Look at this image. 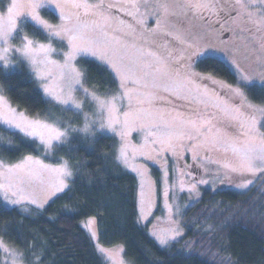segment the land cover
<instances>
[{
	"label": "rangeland",
	"instance_id": "obj_1",
	"mask_svg": "<svg viewBox=\"0 0 264 264\" xmlns=\"http://www.w3.org/2000/svg\"><path fill=\"white\" fill-rule=\"evenodd\" d=\"M87 3L102 4L99 9H91L87 19L100 20L103 31L108 35L110 46L117 51L115 58L123 67L130 70V75L139 81L138 84L129 83L128 85L133 90L131 93L132 106L152 113L162 111L166 114L164 119L168 121H171L178 113L181 114V118L169 126H164L159 119L147 116L146 130L132 131L127 138L128 142L139 148L145 144L147 137L146 146L139 152L129 149L127 166L118 160L122 167L137 179L140 223H148L150 235L160 247L166 248L183 238L185 211L201 198L204 189L217 188L225 184L235 186L240 192H245L252 187L255 178L231 184L229 181L232 174L259 175L264 172L232 171L230 167H225L226 164L233 165L238 161V157L232 152L231 143L233 138L239 137L240 129L221 111L225 101L233 106L241 105V98L234 96L231 92V89L235 88L241 90L247 97L248 103L257 108H264L250 101L244 90V87L248 85H264V80L261 79V73H264V20L261 19L259 5L242 6L237 3V0H87ZM211 8L215 12L220 9L224 10L230 15L228 20L219 23L220 15L214 17L212 11L209 12ZM41 10L40 15L43 19L53 25L60 23V20L56 23L44 18ZM78 11L83 14L84 10L79 9ZM93 12H99L106 17L107 23L101 20L100 15H92ZM207 13L208 16H213L208 21L205 20ZM56 15L59 17L58 12ZM228 30L230 34L225 37ZM169 38L180 42L181 46L184 45L183 49L186 45L189 53H200L199 59L214 56L225 61L236 76L235 83L214 77L215 84L220 87L215 90L206 82L197 81L189 72L185 73L177 69L174 63L185 59V54L172 52L174 45L171 44ZM116 40L120 43L117 44ZM19 44L20 40L13 41L14 46H19ZM54 46L57 48V53L53 54V59L62 60V54L67 50L62 51L55 43ZM80 56L100 61L90 54ZM80 56H77L73 62L78 70L76 61ZM20 62H23L29 69L28 64L18 60L15 54L6 68L15 69ZM0 66L4 67L2 64ZM30 73L35 79L34 74L31 71ZM243 74L252 78L250 83L242 80ZM201 75L205 78L208 76ZM36 82L43 95L54 101L44 93L40 82L37 80ZM119 83L121 84L120 80ZM165 88L168 91H165ZM123 91L124 89L120 87L119 93L113 96L119 97ZM74 95L83 102L84 107L80 112L82 125L72 127L82 128L85 116L95 121L91 135L103 132L115 136L118 140V156L124 141L116 132L100 127L99 114L93 115L97 111L95 103L90 97L84 95L82 89H78ZM149 101L154 102L149 103ZM9 103L17 112L23 113L29 119H38L18 109L10 101ZM128 105L127 97L117 100L121 119L123 112L128 110ZM245 111L249 110L245 109ZM168 113L171 115H167ZM188 120L197 121V126L193 127L188 124ZM202 120H209L211 123L201 127ZM257 120L259 121L256 125L257 132L259 135H264V117L257 113ZM152 123L158 124L159 127H152ZM148 131L155 135L149 136ZM181 132L184 135L177 140L176 135ZM169 134L173 137L171 148L167 146V143H153L154 140L167 139ZM240 138L243 139V137ZM35 140L40 143L38 139ZM58 144L61 143L53 142V147L49 149L40 143L45 154H50ZM31 157L51 167L60 166V163L47 162L41 156L32 155ZM22 161L15 163L0 161L4 166L0 168V172L4 173L0 175V199L6 207H15L24 213H31L33 209L43 210L68 188L52 194V185L57 182L56 176L49 172H42L38 168L37 175H28L19 170H14L12 173L6 172L7 168ZM191 167L195 171L190 170ZM69 179L70 177L65 180L68 186ZM248 181L251 183H248L247 187H242ZM33 200L35 203L31 202ZM13 201L19 202L13 203ZM89 220L94 221L91 230L87 226ZM81 225L91 236L104 264H120L121 260L127 264L122 246L109 248L101 244L97 218L87 219ZM93 231L95 237H93ZM158 236H175V239H169L167 244L162 245L157 239ZM0 242H3L4 247L10 250L6 253L0 249L5 257L4 264H14L12 252L19 253V251L6 244L1 238ZM99 248L111 252L112 258H107L99 251ZM121 248L123 251L117 255L116 253ZM15 264H23L21 257L16 259Z\"/></svg>",
	"mask_w": 264,
	"mask_h": 264
},
{
	"label": "trees",
	"instance_id": "obj_2",
	"mask_svg": "<svg viewBox=\"0 0 264 264\" xmlns=\"http://www.w3.org/2000/svg\"><path fill=\"white\" fill-rule=\"evenodd\" d=\"M7 3L0 0V8ZM41 13L59 22L47 8ZM25 31L33 35L31 27ZM34 38L43 39L41 34ZM53 42L67 50L65 42ZM76 64L85 73L86 88L102 97L119 93V80L108 65L86 56H80ZM188 72L207 85L215 83L201 74L236 81L229 65L214 56L198 60ZM0 90L30 116L56 121L61 127L83 123L80 113L63 110L64 106L43 95L23 62L15 69L0 66ZM244 90L250 101L264 106V85H248ZM0 137L1 162H20L35 155L54 164L67 159L72 165L68 188L43 210L24 213L6 207L0 199V238L22 254L23 264H104L81 225L90 218L98 220L101 244L122 246L127 264H264V172L232 174L231 184L255 178L245 192L225 184L204 189L201 198L185 211L183 238L162 248L150 235L149 224L140 223L137 179L119 163L115 136L71 132L67 143L56 145L50 154L35 139L2 124ZM4 261L0 250V264Z\"/></svg>",
	"mask_w": 264,
	"mask_h": 264
},
{
	"label": "snow or ice",
	"instance_id": "obj_3",
	"mask_svg": "<svg viewBox=\"0 0 264 264\" xmlns=\"http://www.w3.org/2000/svg\"><path fill=\"white\" fill-rule=\"evenodd\" d=\"M237 3L247 7L259 5L261 19L264 20V0H237ZM101 7L102 4L91 5L87 3V0H8L7 5L0 8V64L7 67L12 62L13 54L18 60L26 62L35 79L40 82L44 93L57 104L65 106L63 110L74 109L77 114L82 112L83 102L74 95L78 89H82L84 95L90 97L95 103L97 111L93 115L99 114L100 127L116 132L124 141L119 149L117 159L127 166L129 164V149L133 152H139L147 144V137L145 138V144L139 148L127 141L132 131L146 130L148 127L145 124L147 116L159 119L164 126H169V124H175L176 120L181 118V114L178 113L176 117L168 121L164 119L166 114L162 111L152 113L146 109L132 106L131 93L133 90L128 85L129 83L138 84L139 81L130 75V70L123 67L115 58L117 51L110 46L108 35L103 31L100 20L90 21L87 19L91 9ZM44 8H47L49 13L53 15L58 12L60 23L53 25L43 19L40 15V9ZM79 9L84 10L83 14L78 11ZM91 14L100 15L101 20L105 24L107 23V18L99 12ZM26 27L33 29L32 36L26 33ZM36 34H41L43 39L34 38ZM14 40H20L19 46L13 45ZM54 40L66 42L67 44V51L63 52L62 60L53 59V54L57 53V48L53 43ZM116 43L119 44L120 41L116 40ZM85 54L97 57L116 74L121 82L120 87L124 89L119 97H102L84 87L85 73L78 70L73 62L77 56ZM206 78L216 83L211 74ZM251 79L247 74L242 75V80L245 83H250ZM261 79L264 80V73H261ZM164 90L168 91L167 88ZM231 92L234 96L241 98V105L233 106L225 101L221 111L240 129L239 137L233 138L231 143L232 152L238 157V161L233 165L226 164L225 167H230L232 171L239 170L248 173L264 171V135H259L256 129V125L259 123L257 113L264 117V108H257L248 103L247 97L239 88L231 89ZM125 97L129 99V105L128 110L123 112V118L121 119L117 100H122ZM153 102L149 101V103ZM245 109L249 111H245ZM167 115L171 114L168 113ZM187 123L193 127L197 126V121L188 120ZM210 123L209 120H202L200 126ZM0 124L18 130L26 137L38 139L41 144L51 149L53 142H67L70 132H82L91 135L95 121L89 120L85 116L83 127L77 129L72 127L71 124L67 127H61L56 121L29 119L11 106L3 91L0 90ZM151 126L159 127L155 123H152ZM147 134L149 136L155 135L151 131H148ZM183 135V132L179 133L176 135V139H181ZM240 137H243V139ZM172 138V134H169L167 139L154 140L153 143H167V146L171 148L173 146ZM2 139L0 137V140ZM257 140H259V143H257ZM3 167V164L0 163V168ZM37 168L42 172H49L56 176L57 182L52 185V194L67 188L68 185L65 180L73 175L72 165L67 159H62L59 167H51L43 164L40 160L33 159L31 156H27L21 163L7 168L6 172L12 173L14 170H19L28 175H37ZM133 170L135 171V169ZM3 174L0 172V175ZM248 183H251V181L246 182L242 187H247ZM18 202L13 201V203ZM31 202L35 203L34 200ZM93 224L94 221H88L87 226L90 230ZM92 234L95 237L94 231ZM157 239L163 245L167 244L169 239H175V236H158ZM0 249H3L6 253L10 251L4 247L3 242H0ZM99 251L109 259L113 256L111 252H106L103 248H99ZM122 251L121 248L116 254L118 255ZM21 256L20 253L12 252L14 264L16 259ZM120 264H124V262L121 260Z\"/></svg>",
	"mask_w": 264,
	"mask_h": 264
},
{
	"label": "flooded vegetation",
	"instance_id": "obj_4",
	"mask_svg": "<svg viewBox=\"0 0 264 264\" xmlns=\"http://www.w3.org/2000/svg\"><path fill=\"white\" fill-rule=\"evenodd\" d=\"M192 8V7H191ZM210 11H212V13H213V16L215 17V15L216 16H218V15H220L219 17H218V19H221L220 21H219V23L220 22H222V21H227L228 20V18H229V16L230 15H228V13H226V12H224V10H218V11H213L212 10V8L211 9H209V12ZM205 12V11H204ZM207 15V18L205 19V20H207L208 21V19H210V17H213V16H208V13L206 14ZM211 20H214V19H211ZM212 27H214V26H212ZM230 34V30H228L226 33H225V37H227L228 35ZM170 40H171V44L172 45H174V47L176 48L175 50L172 48L171 50H172V52H174L175 51V53L176 54H182V53H184L185 55V59H183V60H181V61H179V62H176V63H174V66L177 68V69H179L180 71H183V72H188L192 67H194L195 66V64L198 62V60H200L199 58H200V54H193V53H189V50H188V47H186V45H185V49H183L184 48V45L183 46H181V43L180 42H178V41H175L174 39H172V38H169ZM195 59V60H194ZM202 59V58H201ZM209 87H211V88H213V89H215V90H217L218 88L220 89V87L219 86H216V84H211V85H208ZM223 92H225V90H223ZM190 170H194L195 171V169L194 168H190ZM196 173V172H195ZM197 173H199V171L197 172Z\"/></svg>",
	"mask_w": 264,
	"mask_h": 264
}]
</instances>
